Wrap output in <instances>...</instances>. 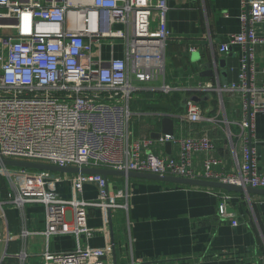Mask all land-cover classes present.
I'll use <instances>...</instances> for the list:
<instances>
[{
	"label": "built area",
	"instance_id": "1",
	"mask_svg": "<svg viewBox=\"0 0 264 264\" xmlns=\"http://www.w3.org/2000/svg\"><path fill=\"white\" fill-rule=\"evenodd\" d=\"M167 0H0V158L49 163L79 168H108L190 179H207L264 189V173L258 171L257 149L253 142L255 118L264 112V82L256 83L255 45L264 43V0H241V30L221 46L229 51L241 45L238 81L215 87L201 83V92L236 89L242 92L244 164L233 174L213 168L214 159H206L204 168L193 167V152H208L213 141L208 136L181 138L161 134L162 141L178 142V157L163 158L153 153L142 156L148 139L131 140L130 108L132 93L159 78L164 68L170 37L167 25ZM120 23L121 29L113 26ZM103 39H124L125 57H102ZM138 82V83H137ZM170 93L174 87L164 84ZM186 117L202 118L200 105L187 99ZM170 117L178 114H164ZM10 191L1 197L0 223L7 221L8 206L23 209L37 203L45 207V234H84L91 237L88 213L93 207L110 210L127 208L116 197L128 199L119 190L110 196L108 179L101 174H73L76 195L63 198L47 188L51 179L68 174L17 166H0ZM88 181L99 184L95 200L83 198ZM225 193L219 204L221 217H228ZM233 226L238 220L233 219ZM26 224L20 232L8 231L0 243L5 257L23 260L24 252L11 253V242L30 234ZM102 249L78 247L55 254L46 251L44 264H106Z\"/></svg>",
	"mask_w": 264,
	"mask_h": 264
},
{
	"label": "crops",
	"instance_id": "2",
	"mask_svg": "<svg viewBox=\"0 0 264 264\" xmlns=\"http://www.w3.org/2000/svg\"><path fill=\"white\" fill-rule=\"evenodd\" d=\"M167 4L170 37L163 72L157 80L132 93L130 108L138 117H134L135 113L131 117L130 138L149 140L142 147L143 157L148 153L163 158L178 157L179 143L162 141L158 136L165 135L162 132L164 114H178L180 116L172 117V135L208 136L213 141L210 151L193 152V167L201 171L210 158L216 161L214 169L236 173L244 164L245 132L240 126L244 117L242 92L236 89L201 92L194 88L207 82L218 87L238 81L243 48L233 45L229 51H221V46L231 34L241 30V0H167ZM113 28L124 26L117 23ZM259 29L263 30L264 26ZM125 52L124 39H103L104 59L112 55L122 58ZM255 55L256 83L261 85L264 82V43L255 45ZM206 64L210 65V76L203 74ZM164 84L172 85L174 90L165 93ZM188 98L201 107L202 118L198 121L182 117ZM255 128L253 142L258 171L264 173V112L257 113ZM55 173L69 177L51 179L47 188L63 198H74L73 173ZM106 178L110 196L116 197L119 190L128 191V199L116 197L128 207L91 208L87 218L93 229L91 237L73 233L45 234L46 212L42 204L29 203L23 209L8 206L7 221L0 223L3 237L9 230L20 232L23 223L31 232L9 245L11 253L24 252L25 258L5 257L2 264H44L41 256L46 251L59 254L78 247L104 250L106 264H264V194L247 195L121 175ZM0 189L1 197L6 198L10 188L2 174ZM225 193L232 195L228 202L231 215L223 218L219 204ZM99 195L97 182L84 184V199L95 200ZM234 218L238 220L237 226L232 225ZM5 248V242H1L0 261Z\"/></svg>",
	"mask_w": 264,
	"mask_h": 264
},
{
	"label": "water",
	"instance_id": "3",
	"mask_svg": "<svg viewBox=\"0 0 264 264\" xmlns=\"http://www.w3.org/2000/svg\"><path fill=\"white\" fill-rule=\"evenodd\" d=\"M223 63L224 61L221 60ZM221 62L222 67L225 65ZM207 69L203 74L210 76L212 71L210 69V65H204ZM223 75L225 71H222ZM162 132L165 134H173L174 133V120L170 116H165L162 118ZM159 134V133H158ZM158 136H161L159 134ZM168 147L170 146V142L167 143ZM17 166V167H25L30 169H38V170H47L53 172H61V173H83V174H101L104 177H108V175H121V176H129V177H137L143 179H151L155 181H165L170 183H178L184 185H194V186H202V187H209V188H217L223 189L227 192H236V193H245L247 195L250 194H264V189L253 188L251 186L244 187L242 185H236L231 183H223L220 181L214 180H207V179H190V178H183V177H175L171 175H159L153 173H143V172H135V171H120L108 168H93V167H84L79 168L75 166H58L49 163H42V162H33V161H26V160H18V159H7V158H0V166Z\"/></svg>",
	"mask_w": 264,
	"mask_h": 264
},
{
	"label": "rangeland",
	"instance_id": "4",
	"mask_svg": "<svg viewBox=\"0 0 264 264\" xmlns=\"http://www.w3.org/2000/svg\"><path fill=\"white\" fill-rule=\"evenodd\" d=\"M137 83H138V82H137ZM138 84H141V86H142V85L144 86L146 83H143V84H142V83H138ZM134 113H135V114H134V115H135L134 117H138L137 113H136V112H134ZM118 187L121 188V187H122V184L118 185ZM37 258H39V257H37Z\"/></svg>",
	"mask_w": 264,
	"mask_h": 264
},
{
	"label": "trees",
	"instance_id": "5",
	"mask_svg": "<svg viewBox=\"0 0 264 264\" xmlns=\"http://www.w3.org/2000/svg\"><path fill=\"white\" fill-rule=\"evenodd\" d=\"M187 95H189V94H187Z\"/></svg>",
	"mask_w": 264,
	"mask_h": 264
}]
</instances>
